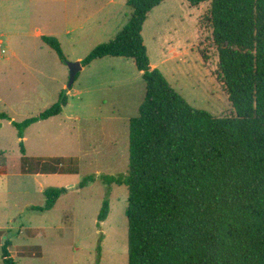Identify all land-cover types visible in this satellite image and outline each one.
Masks as SVG:
<instances>
[{
    "label": "rangeland",
    "instance_id": "1",
    "mask_svg": "<svg viewBox=\"0 0 264 264\" xmlns=\"http://www.w3.org/2000/svg\"><path fill=\"white\" fill-rule=\"evenodd\" d=\"M127 1L0 0L6 49L0 53V264L6 240L16 264H128L129 189L112 187L111 213L99 229L106 198L101 177L129 171V122L138 115L146 84L133 60L106 58L67 87V62L84 60L116 37L131 15ZM209 10L210 2L192 7L168 0L149 15L144 42L151 64L192 106L231 117ZM39 32L60 41L66 63L36 37ZM62 91H71L64 112L28 127L24 138L29 158L61 159L58 174L18 176L21 152L12 122L39 116ZM90 175L96 181L80 188ZM48 188L67 192L52 210L33 211L45 206Z\"/></svg>",
    "mask_w": 264,
    "mask_h": 264
},
{
    "label": "trees",
    "instance_id": "2",
    "mask_svg": "<svg viewBox=\"0 0 264 264\" xmlns=\"http://www.w3.org/2000/svg\"><path fill=\"white\" fill-rule=\"evenodd\" d=\"M166 1L128 0L127 24L81 62L133 60L146 84L138 115L129 122V171L101 177L106 198L98 227L110 216L112 187L125 186L128 264H264V0H186L192 7L210 2L206 20L219 57L218 79L235 111L231 117L192 106L152 68L144 24ZM42 41L66 63L57 38ZM67 92L39 116L12 123L24 173H58L61 159L29 158L24 138L28 127L62 114ZM96 179L87 176L79 187ZM66 192L46 189L45 206L32 210H52ZM10 247L6 240L3 264H16Z\"/></svg>",
    "mask_w": 264,
    "mask_h": 264
},
{
    "label": "crops",
    "instance_id": "3",
    "mask_svg": "<svg viewBox=\"0 0 264 264\" xmlns=\"http://www.w3.org/2000/svg\"><path fill=\"white\" fill-rule=\"evenodd\" d=\"M73 30H75V29H73ZM73 30H69L68 33H70L71 31L74 32ZM72 32H71V33H72ZM71 33H70V34H71ZM43 36H46V35H44V34H42V33L39 32L38 35H37L36 37L39 38V39H41V41H42V37H43ZM51 37H52V36H51ZM43 43H44V42H43ZM106 58H111V57H106ZM106 58H103V59H101V60L95 61V62H93L92 64H94V63H96V62H99V61H103V60H105ZM114 59H116V58H114ZM118 59H124V58H118ZM82 60H83L82 58L77 59V61H79V62H82ZM81 64H82V63H81ZM92 64H90L89 66L83 67L82 71H85V69L88 68V67H90ZM135 66H136V65H135ZM151 66H152L153 69L155 68V65H152V64H151ZM140 73H141V72H140ZM141 75H142V73H141ZM66 86H67V84L64 82L63 85H62V87H63L64 89H66ZM67 94L70 95V94H71V91H68ZM58 99H59V98H58ZM63 112H64V110H63ZM63 112H62V113H63ZM60 115H61V114H60ZM60 115H59V116H60ZM59 116H57V117H59ZM57 117H53V118H57ZM53 118H50V119H53ZM50 119H48V120H50ZM45 121H47V120H45ZM10 122H12V119L10 120ZM13 122H15V121H13ZM13 122H12V123H13ZM36 124H37V123H36ZM34 125H35V124H34ZM0 152H1V151H0ZM2 155H4V152H1V155H0V156H2ZM37 159H39V158H37ZM40 159H44V158H40ZM49 159H57V158H49ZM20 160H21V162H20V163H21V166L19 167V170H20V171H18V173H17L18 176H22V174H24V172H23V168H22V155H21V159H20ZM45 160H48V159H45ZM1 171L4 172V170H1V169H0V172H1ZM6 172H7V171H6ZM25 174H26V173H25ZM51 174H58V173H48V174L37 173V174H27V175H34V176H40V177H43V176H45V175H51Z\"/></svg>",
    "mask_w": 264,
    "mask_h": 264
},
{
    "label": "water",
    "instance_id": "4",
    "mask_svg": "<svg viewBox=\"0 0 264 264\" xmlns=\"http://www.w3.org/2000/svg\"><path fill=\"white\" fill-rule=\"evenodd\" d=\"M67 65L69 67L70 75H69V83H68V89L72 88L74 85L76 78L78 74L82 71L83 66L81 62H67Z\"/></svg>",
    "mask_w": 264,
    "mask_h": 264
},
{
    "label": "built area",
    "instance_id": "5",
    "mask_svg": "<svg viewBox=\"0 0 264 264\" xmlns=\"http://www.w3.org/2000/svg\"><path fill=\"white\" fill-rule=\"evenodd\" d=\"M0 53L6 54V49H5L4 41H3V39L1 37H0Z\"/></svg>",
    "mask_w": 264,
    "mask_h": 264
}]
</instances>
